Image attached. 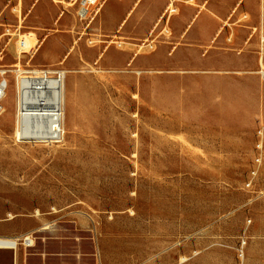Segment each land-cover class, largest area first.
Masks as SVG:
<instances>
[{"label":"rangeland","instance_id":"374dc122","mask_svg":"<svg viewBox=\"0 0 264 264\" xmlns=\"http://www.w3.org/2000/svg\"><path fill=\"white\" fill-rule=\"evenodd\" d=\"M82 1L0 0V237L28 264H264V2ZM18 66L72 71L60 140L17 141Z\"/></svg>","mask_w":264,"mask_h":264},{"label":"bare ground","instance_id":"6f19581e","mask_svg":"<svg viewBox=\"0 0 264 264\" xmlns=\"http://www.w3.org/2000/svg\"><path fill=\"white\" fill-rule=\"evenodd\" d=\"M262 1L264 2V0L260 2ZM87 12V7L80 9L82 16ZM260 28L259 72L264 77V24H261ZM26 47V40L20 38L17 49L18 52L20 51V56L29 52L25 50ZM67 73L72 71L35 69L33 74L20 76L19 87L17 88L16 85L17 141L51 142L60 140L67 134L68 126L74 121L72 98L66 84ZM137 73H142V70H137ZM11 216L12 214L10 218Z\"/></svg>","mask_w":264,"mask_h":264},{"label":"crops","instance_id":"0c3cea01","mask_svg":"<svg viewBox=\"0 0 264 264\" xmlns=\"http://www.w3.org/2000/svg\"><path fill=\"white\" fill-rule=\"evenodd\" d=\"M86 1V0H85ZM88 3V1H87ZM88 5V4H87ZM247 7H250L248 5V3L246 4ZM88 8V11L90 10L89 6H85ZM186 8H187V13L189 16H192V19H195V17L200 14L202 11H200L197 7L195 6H190V5H186ZM252 11V10H251ZM180 13V12H179ZM179 13H174L172 15L175 16ZM254 15H258L260 14L261 16V20H262V24H264V17H263V13H262V10L259 11V13H254L252 12ZM262 14V15H261ZM168 15H169V9H166L165 10V13H163L161 16V22H163V19H165L166 17L168 18ZM159 21V22H160ZM209 19H204L203 20V25H202V29H201V32H203L204 34L206 33H210L212 31V28L211 26L209 25ZM158 24V23H157ZM257 27H256V31H257ZM192 39L193 40H196V39H200L201 37V33L200 31H198L197 35H192ZM26 40L29 42L28 38H26ZM136 56V55H135ZM14 236L12 237H6V236H2L0 237V257H4L5 255H7L8 257L5 259L6 261H2L0 262V264H28L29 263V260L30 258L28 257V252L22 250L23 248H18V249H12L13 247H15V243L12 241V239ZM36 256V255H34ZM37 256H40V255H37ZM40 258V257H39Z\"/></svg>","mask_w":264,"mask_h":264},{"label":"built area","instance_id":"2783aa9c","mask_svg":"<svg viewBox=\"0 0 264 264\" xmlns=\"http://www.w3.org/2000/svg\"><path fill=\"white\" fill-rule=\"evenodd\" d=\"M82 5L84 8L85 6H88L87 5V2L85 0L82 1ZM90 11V10H89ZM89 11L87 12V14L89 13ZM86 14V15H87ZM85 15V16H86ZM81 16V15H80ZM82 17V16H81ZM22 45H24V43H21ZM25 54V53H24ZM9 69H4L2 70L1 74H2V79L0 81V113H2L4 111V105H3V100L4 98L6 97L7 95V89L9 88V85H10V81L9 79L6 77L9 73ZM15 71V76H16V85H17V88L19 87V80H20V76L22 77L23 75L25 74H33V70H26L25 68L21 67V66H18ZM19 93V92H18ZM17 243L15 245V247L13 248H16L19 244L18 242V239L16 240ZM22 244H24L25 246L29 247L33 244V241L32 239L30 238V236H25L22 240Z\"/></svg>","mask_w":264,"mask_h":264}]
</instances>
